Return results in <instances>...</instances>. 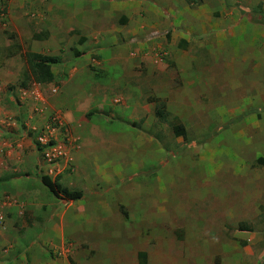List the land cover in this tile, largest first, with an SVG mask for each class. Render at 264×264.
<instances>
[{
	"label": "rangeland",
	"instance_id": "obj_1",
	"mask_svg": "<svg viewBox=\"0 0 264 264\" xmlns=\"http://www.w3.org/2000/svg\"><path fill=\"white\" fill-rule=\"evenodd\" d=\"M108 1L0 0V102L3 97L7 105L20 108L27 105V101L34 100L30 97L21 98L23 90L30 91L34 85H38L29 64V54L55 56L58 63L51 68L53 74L59 72L58 75L54 74L55 81L44 95L40 85L37 86L39 93L49 98L46 101H34L35 106L29 102L32 108L34 106L32 113L41 114L45 108L48 113L46 117L44 115L42 124L52 116L61 115L77 139V152L81 151L84 137L98 142L102 135L117 137L114 148H123V152H119L120 160H105L98 167L96 188L91 186L89 193L93 194H89L86 199L91 204H98L95 216L91 219L86 217L79 226V234L67 242L69 252L66 254V263L264 264V193L254 192L253 185L249 187L248 175L251 170L248 169V163L246 169L240 171L245 177H234L235 169L231 168L232 161L229 159V167L225 158L223 162L220 158L216 159L217 162L212 157L209 164L202 161L204 155L208 154L207 149L213 147L210 144L216 145L219 135L241 131L237 125L245 120L240 118L235 121L236 114L232 113L213 114L206 110V101L211 100L212 103L214 99H219L224 100L225 104H232L238 102L243 90L229 86L228 83H234L232 77L226 79L219 75L215 78L219 80L222 94L213 89L212 96L207 99L200 96L199 90L188 91L184 79L180 80L178 76L181 71L169 70L172 47L151 52L155 63L164 62L165 66L156 67L157 70L152 73L146 68L142 69L141 83L144 87L140 85L129 91L126 82L121 79L135 75L125 73L121 77L119 69L99 73L103 61L137 57L132 53L137 48L127 45L131 37H125L122 30L125 16L118 13L108 21L105 19L103 30L109 31L105 38L107 41L101 45L99 40L87 46L84 45L87 36L92 35L86 32L90 25H84L87 18L78 12L75 17L69 14L74 10L99 11L106 8ZM192 1L196 5L202 4L201 0H187L188 5ZM224 7L227 11L236 8L231 0H225ZM47 10L53 11L51 20L45 19ZM60 12L63 15L57 16ZM219 15V11H214L209 18L216 21ZM63 17L66 18L63 27L53 22ZM99 19L104 18L101 16ZM171 30L180 34L176 28ZM235 32V41L227 39L233 47L234 42H238L235 47L238 53L236 48L247 47V40L252 33L248 30L240 38L241 30L237 28ZM97 38L92 37L94 42ZM176 40L179 47H184L183 40ZM165 41L169 43L170 36ZM153 44L147 43L146 49L152 50ZM181 50L183 56L188 57V50ZM192 50H196L198 58L209 56L206 49ZM251 51H254L253 47ZM217 52L216 57H225L222 51ZM142 57L139 55L136 59L139 61ZM84 59H89L92 64L87 67L91 76L86 79L90 77L93 80L86 83L85 97L82 98L73 94L75 78L70 74L75 65ZM193 74L209 76L210 70L204 65L202 70ZM110 77L121 78L117 82ZM66 80L70 85L68 96L60 93ZM94 83L99 84L100 88L88 86ZM234 85L241 87L238 82ZM243 86L248 88L246 83ZM52 90L56 92L52 93ZM127 92L131 96L126 97ZM180 95L182 97L177 98ZM134 103H137L135 111L132 106ZM194 104L198 107H193ZM194 108H199L197 113ZM156 109L163 112L162 118L155 115ZM18 116L13 118L24 130L25 126ZM65 116L74 118L71 126ZM227 116L233 118L226 122ZM176 120L185 129L184 138L173 134ZM216 120L222 123H215ZM93 126L98 129L88 132ZM7 128L16 130L11 126ZM18 129L20 133L22 130ZM31 132L34 134L32 128L28 135L34 141ZM9 139L15 140L16 136H10ZM218 146L219 151L223 150L227 147V140L222 137ZM236 147L247 154L242 155L247 162L252 150L257 148L254 143L244 145L241 142ZM211 150L209 158L215 151ZM60 179H53L57 195L49 192L57 200L64 198L60 190L67 188ZM240 189L246 192H240ZM46 256L52 259L48 252Z\"/></svg>",
	"mask_w": 264,
	"mask_h": 264
},
{
	"label": "crops",
	"instance_id": "obj_2",
	"mask_svg": "<svg viewBox=\"0 0 264 264\" xmlns=\"http://www.w3.org/2000/svg\"><path fill=\"white\" fill-rule=\"evenodd\" d=\"M201 1V5H196L194 1L188 5L187 0H109L107 9L99 11L96 9H91V11L87 9L74 10L69 15L75 17L78 12L83 18H87L84 20V25H90L86 32L92 34L87 36V41L84 44L87 46L95 44L99 40L101 45L103 41H107L105 38L109 31L104 32L103 30L105 19L108 21L118 13L125 16L122 30L125 37H131L127 41V45L130 48H137L138 51L134 49L136 52L132 53H135L137 57L139 55L143 57L139 61L136 59L137 57L128 56L119 59L111 58L112 60L108 62L103 61L104 65L102 64V70L99 73H110L119 69L121 77L125 73H129L131 76L135 75V77L121 79L126 82L129 91L142 85V69L146 68L152 73L157 70L156 67L165 66L164 62L156 64L151 52L153 53L155 49L166 50L168 47H172L171 51L173 52V56L169 59V70L181 71L178 76L180 80L184 79L186 87L189 88L188 91L199 90L200 96L203 95L209 99L213 89H220L219 80L215 77L219 75L226 79L232 77L234 83H228L229 86L243 90L238 102L225 104L224 100L214 99L212 103L211 100H207L206 110L213 114L214 112L236 114L235 121L245 118L244 123L239 122L237 125L241 131H233L229 134L224 132L222 136L219 135L216 145L210 144L213 146L211 149L215 150L213 156L209 158L212 150L207 149L208 154L204 155L202 161L209 164L212 157L215 159L213 161L220 158L221 162L225 158L229 167V159L232 161L231 168L235 169L234 177H245L240 174L243 173L240 171H244L248 163V169L251 170L248 175L250 176L249 187L253 185L254 192L264 193V0H231L236 8L228 11L224 7L225 0ZM214 11L220 12V17L215 19L216 21L209 18ZM52 14V10H47L45 19L51 20ZM60 15H63L62 12L57 14V16ZM101 16L104 19H99ZM42 17L44 18V16ZM65 19L63 17L53 22L63 27ZM171 28H176V32L180 34L173 33ZM237 28L241 30L240 38L247 34L248 30L252 33L247 40V47L236 48L238 53L235 52L238 42H234L235 47H233L231 41L227 39L232 38L235 41V29ZM99 29L100 31H98ZM169 36L170 42L167 43L165 38H169ZM92 37L98 38L94 42ZM178 38L184 41V47H179L176 40ZM152 42L154 43L152 50L146 49L147 43ZM215 42L216 45H214ZM55 46L58 47L57 43ZM252 47L254 51H251ZM185 48L188 50V57L183 56L181 49ZM193 48L206 49L209 56L198 58L195 55L196 50H192ZM219 51H222L225 57H216L215 53L218 54ZM89 61V59H84L79 62L70 74L75 78L72 86H76V88L73 89V94L82 98L85 97L86 83L93 80L89 79L90 77L86 79L91 76L87 68L90 64ZM226 64L229 66L224 67L223 65ZM204 65L210 70L209 76L193 74L202 70ZM58 73L54 74L58 75ZM121 77H117L118 79L110 77V79L119 82ZM236 81L240 83L241 87L234 85L237 83ZM53 82L39 84L43 95ZM243 83H246L248 88L245 89ZM69 86V82L66 80L60 88V93L67 95ZM88 86L100 88L96 83ZM219 93L223 92L219 90ZM129 96L131 94L127 92L126 97ZM184 96H186L185 93ZM180 97L182 95L177 98ZM46 98L49 97L44 96L43 101H46ZM34 101L22 103H26L27 108L7 105L3 97L0 102V203L6 201L2 205L5 221L0 227V264H67L66 254L69 252L67 242L79 234L78 230L81 229L79 226L85 222L86 217L91 219L95 216L98 204H91L86 199L89 194H93L89 193L92 189L91 186L96 188L98 167L105 160L112 161V158L120 160L119 152H123L122 146L114 148L117 137L113 138V135L110 137L102 135L98 142L90 137L87 139L84 137L81 151L72 154L73 164H63L61 172L57 175L67 190L80 192L82 196L77 200L66 198L57 200L40 182V177L45 174V165L36 150L35 141L28 135L31 128L37 129L35 134L39 131L45 124H42V120L48 113L44 108V114L36 113L37 115H34L32 113L36 104ZM29 102H33V108ZM40 105L38 107L41 108ZM132 106L135 111L137 103ZM193 107L198 106L194 104ZM194 109L197 113L199 108ZM18 114L20 115L18 116ZM15 115L25 126L24 130L23 126H19L13 118ZM65 118L71 126L74 118L69 116H65ZM232 118V116H227L226 122ZM214 122L222 123L220 120ZM10 126L15 127L16 130H9L7 127ZM18 128L22 130L20 133ZM94 128L98 129L93 126L88 129V132H93ZM85 129H87L86 124ZM10 136H16V139H9ZM222 137L227 140V147L219 151L218 141ZM232 141L235 142V145ZM240 142L244 145L254 143L257 146L252 150L249 162L246 161V157H242V155L247 156L242 152L243 149L240 150L236 147ZM259 160H263V162H258ZM51 180L53 181V178ZM84 188L85 190H83ZM239 191L246 192L244 189ZM92 192L95 193V191ZM85 207H87L86 212L84 211ZM47 252L52 259L46 256Z\"/></svg>",
	"mask_w": 264,
	"mask_h": 264
},
{
	"label": "built area",
	"instance_id": "obj_3",
	"mask_svg": "<svg viewBox=\"0 0 264 264\" xmlns=\"http://www.w3.org/2000/svg\"><path fill=\"white\" fill-rule=\"evenodd\" d=\"M55 92L56 90H52V93ZM26 97L33 98L35 101H43V97L35 85L29 92L26 90L21 92V98ZM41 113H43V110ZM33 131L36 132L37 129H33ZM34 135L36 143L46 147L42 153V160L47 176H57L61 172L63 164L73 161L72 154L77 152L79 148L77 139L59 114L52 116ZM4 203H0V227L5 221L2 210Z\"/></svg>",
	"mask_w": 264,
	"mask_h": 264
},
{
	"label": "trees",
	"instance_id": "obj_4",
	"mask_svg": "<svg viewBox=\"0 0 264 264\" xmlns=\"http://www.w3.org/2000/svg\"><path fill=\"white\" fill-rule=\"evenodd\" d=\"M29 55H30L29 64L34 72L36 83H39V84L52 83L55 80V77L51 71V68L53 65H56L58 63V59L53 56L42 55L38 53H31ZM155 115L158 118H162L164 116L163 112L160 109L155 110ZM172 130H173V134L175 137H181V138L185 137V129L179 123L178 120L174 122ZM35 147H36L37 152L40 154L41 161H42V153L46 147L40 146L38 143H36V141H35ZM258 162H263V160H259ZM44 172L45 174L40 177V182L42 186H44L48 190V192H50L51 194L57 195V191L54 187V180L57 179V176L52 177L54 179L52 181L51 178L47 176L46 170ZM60 193L62 194L64 198L68 200H77V199H80L82 196L80 192H71L67 190L66 188L61 189ZM240 230L244 231V229L241 227H240Z\"/></svg>",
	"mask_w": 264,
	"mask_h": 264
},
{
	"label": "clouds",
	"instance_id": "obj_5",
	"mask_svg": "<svg viewBox=\"0 0 264 264\" xmlns=\"http://www.w3.org/2000/svg\"><path fill=\"white\" fill-rule=\"evenodd\" d=\"M39 85V83H37ZM36 86V85H35ZM29 92V91H28Z\"/></svg>",
	"mask_w": 264,
	"mask_h": 264
}]
</instances>
